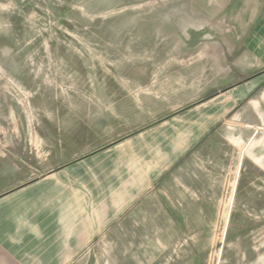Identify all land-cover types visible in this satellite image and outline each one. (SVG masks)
I'll return each mask as SVG.
<instances>
[{
    "label": "rangeland",
    "instance_id": "1",
    "mask_svg": "<svg viewBox=\"0 0 264 264\" xmlns=\"http://www.w3.org/2000/svg\"><path fill=\"white\" fill-rule=\"evenodd\" d=\"M262 24L264 0H0V143L140 133L36 264H264Z\"/></svg>",
    "mask_w": 264,
    "mask_h": 264
},
{
    "label": "crops",
    "instance_id": "2",
    "mask_svg": "<svg viewBox=\"0 0 264 264\" xmlns=\"http://www.w3.org/2000/svg\"><path fill=\"white\" fill-rule=\"evenodd\" d=\"M259 29L264 30V24ZM226 93L210 96V108L216 105L218 110L220 103L227 110ZM139 134L91 149V139L84 134L80 140L71 137L49 145H42L40 136L39 144L32 146L19 134L4 133L0 143V264H36L56 254L59 228L72 226L67 223L75 220V213L84 216L91 196L104 188L102 176L118 173L117 179L107 180L121 182L120 170L115 168L124 165L122 149H131Z\"/></svg>",
    "mask_w": 264,
    "mask_h": 264
}]
</instances>
